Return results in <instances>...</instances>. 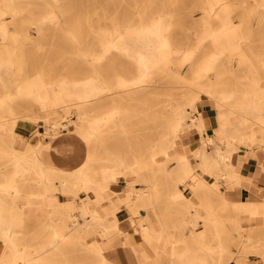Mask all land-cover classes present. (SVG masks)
Returning a JSON list of instances; mask_svg holds the SVG:
<instances>
[{
	"label": "bare ground",
	"instance_id": "bare-ground-1",
	"mask_svg": "<svg viewBox=\"0 0 264 264\" xmlns=\"http://www.w3.org/2000/svg\"><path fill=\"white\" fill-rule=\"evenodd\" d=\"M60 1L0 0V83L4 88L3 91L0 89V96L4 93L8 100H5V103L4 100H0V148L9 150L11 148L13 151L11 160L14 166L12 170H9L10 166L7 163L0 165V241L17 249V240L10 233L6 214L8 210L10 212L12 209L21 208L17 206V199L22 193V187L16 179L21 180L20 175L26 176L30 169L36 172V183L40 185L39 188H32L26 192L30 196H42L46 190L50 189L55 184L57 175L54 174L58 170L62 172V183L66 184V180L74 179V187L68 190L76 193L84 191L90 196V200L97 202L108 199L106 192L114 191L110 189L109 172L123 173L126 176L127 185L125 195L120 199L136 202L134 196H137L138 205L145 207V210L138 208V212L146 220L139 226V229L144 236L148 264H163L162 250L158 248L159 239H162L161 245L167 244L170 264L183 262L208 264L207 258L200 251L195 253L187 245L183 249L179 248L178 241H185L189 234L186 232L185 239L182 240L178 232L186 225L196 226L197 222L203 218L205 226L201 230H196V234L205 236L211 231V225L215 228L216 224L219 226L223 223L221 216L217 218L215 213L216 205L213 198L215 194L222 201L223 207L248 209L251 215L257 217L258 225L264 226V192L259 196L251 193L249 197L242 200L234 199L231 191L217 192L215 186L216 182L221 181L220 179L231 183L235 188L241 185V173L231 159L237 145L251 151L259 145L264 146V54L252 49L249 45V35L240 25H233L229 0H204L205 5L202 7V12L208 15L216 14L219 25L215 26L209 19H206L192 45H184L174 40L170 14L166 10H160L149 16L147 20L142 19L138 23L130 20L122 22L117 13L106 14V21L94 30L98 39L96 47L90 45L88 38H82L81 34L84 31L80 23L65 20L64 10L59 5ZM254 2L258 8H264V0H254ZM25 3L33 4L34 7L41 3L43 7L48 8V11L40 17L32 12L24 14V10L32 8L24 5ZM6 12H11L13 17H19L20 26H27L35 20L40 27L45 26L44 22L47 21L55 26H61L74 44L87 52L85 54L88 68L85 80H83L86 86L84 93L69 88L68 82L71 78L47 77L41 66L35 67L33 71L26 68V59L20 54L25 53L20 46V35L3 33V31H8L5 21ZM139 13L141 16L144 14L143 11ZM258 15L264 18L262 10ZM91 27L89 24L87 34L91 33ZM207 38L212 40L214 49L204 54L201 60L195 61L196 53ZM113 51L122 52L135 62L133 68L124 67V70L115 71L110 75L114 77V80L108 75V71L97 63ZM184 63L190 66V77L183 73L181 65ZM12 64L17 65L14 70L9 69ZM3 66L8 68V83L1 72ZM164 73L168 75L170 73L172 76L186 80L192 86L177 97H173L171 91H166L161 102L155 101L140 110L136 109L139 115L149 113V111L153 113L156 110H159V113H165L164 107L169 106L168 113L163 115V118L167 119L163 132L157 139H152L147 145L145 144L147 147L145 154L137 153L134 141L128 140L126 143L138 169L131 165L126 158L128 155L122 149L117 152L118 154L111 155L110 153L114 163L109 171L106 165L101 167V175L95 169L90 170L88 164L98 157L97 152L108 148L103 137V126L112 120H118L120 130L128 134V127L123 116L131 111L132 103L130 106L121 108L118 104L119 100L121 98L138 99L147 93L146 88H149L150 81L157 82V75ZM239 83H245L247 87L240 90L236 86ZM203 93L214 100L218 109L217 126L214 129L203 113L199 117L198 115L193 117L191 113L195 108L196 100ZM103 94H108L113 103L105 114L96 112V107L93 105L87 106L91 101H101ZM27 96L34 98L33 106L17 105L18 98ZM159 103H162L160 109L157 108ZM59 107H62V114L58 110ZM68 112L74 113L72 117H74L76 139L61 141L57 144L44 143L42 137L50 128H60L67 132V124L63 122ZM190 115L191 120L187 118ZM24 119L33 121L34 132L28 141L20 142L21 136L16 138L14 134V125L17 121ZM185 126L194 129L200 136L199 147L191 156L185 152L176 151L179 132ZM211 129L218 131L220 135L215 136ZM134 131L139 133L140 129L134 128ZM23 143L25 147H22ZM209 144L213 148L211 151L207 149ZM171 148H174L173 152H170ZM45 151L56 155H58L57 151L70 152L74 157V166L69 167L57 163L51 159L52 155H48ZM159 152L175 159L174 168L163 167L162 161L167 158L158 160L157 153ZM194 157L200 159L205 174L195 172L196 169L191 163ZM123 163L127 164L128 170L120 168ZM155 164L158 167L157 170H161L163 176L168 177L173 183L165 193L169 195L170 201L181 206L180 215L172 221L173 230L169 229L163 217V211L157 204V196L163 191L152 181L150 172L142 169L143 167L152 168ZM262 169L264 170V165ZM131 172L139 174V177L146 183L145 187L138 186L137 179L130 176ZM206 174H214L215 178L210 180ZM185 179H190L189 186L183 184ZM131 186L136 188L135 195L131 192ZM187 188L192 194L200 197L204 213L194 209L196 202L186 195ZM50 202L53 205L51 209L54 211L58 209V214H60L57 218L51 219L56 226L72 227L75 233L85 231L89 227L96 228L109 237H112L109 234L110 231L119 230L117 211L120 207L118 202H110L105 207V215L90 209L85 202L82 203L80 200L79 202L73 200L61 203ZM77 207L84 217L83 222L71 218L72 211ZM186 211L192 213L189 219L181 217V215L185 217ZM240 220L237 217L234 219L237 227L241 225ZM150 222L152 225L148 224ZM241 229L243 228L240 226L239 239L242 243L250 241L255 235L252 229ZM166 231H169V234H165ZM57 236L52 244L58 241ZM213 237L217 240V257L211 264H229L230 261H233V264H249L251 256L247 250L257 245L242 244L236 248H227L224 245L225 238L219 229ZM92 244L97 251L102 248V245L94 240ZM262 253L264 256V250ZM14 257L17 259L19 254L16 252ZM0 264H2L1 255Z\"/></svg>",
	"mask_w": 264,
	"mask_h": 264
},
{
	"label": "rangeland",
	"instance_id": "rangeland-1",
	"mask_svg": "<svg viewBox=\"0 0 264 264\" xmlns=\"http://www.w3.org/2000/svg\"><path fill=\"white\" fill-rule=\"evenodd\" d=\"M229 3L231 4V16L234 20L233 25H240L243 28L244 32L249 35V45H251L252 49L257 53L264 54V18H261L258 15L259 11L261 10L264 14V8H258L254 0H229ZM24 5L32 7L30 10H24V14L32 12L36 16L40 17L44 16L48 11V8L43 7V4L41 3H39L38 5L35 4V7L33 4L25 3ZM59 5H61L62 9L64 10L66 21L80 23V27L84 31L81 36L83 39L88 38L89 42L92 43H90V45H93L92 47H96L98 44V39L94 33V30L102 26V23L106 21V14L110 13H117L118 18L122 22L130 20L131 22L138 23L142 19L147 20L149 16L156 13L157 11L166 10L170 14V18L172 21V37L176 42L183 43L184 45H192L194 43L206 19H209L211 24L215 26L219 25V19L216 14L208 15L202 12V7H204L205 5L204 0H61L59 2ZM142 11L144 12L143 16H141L139 13ZM5 16L8 31H3V33L20 35V46L22 47L21 49L25 51V53L20 54H22L26 59L25 65L27 69L33 71L35 67L41 66L44 69L47 77L55 78L59 76H65L71 78V80L68 82L69 88L77 92H85L86 86L83 80H85L84 78L86 77V70L88 68L87 55L85 54L87 52H85L83 49H79L70 39L68 34L64 31V29L61 28V26H55L54 24H50L47 21L44 22L45 26L40 27L37 20L30 22V24L27 26H20L19 22L21 19L19 17H13L11 12H6ZM43 19L44 18H42V20ZM89 24H91L92 26L91 33L87 34L86 30H88ZM213 49L214 44L212 40L210 38L205 39L202 42L201 48L196 53L194 60H201L204 54L210 53ZM97 63L103 69L108 71L109 76L114 74L115 71H122V69L124 70V67L130 69L135 66V62L131 57L119 51L108 53L107 56L103 57ZM16 66V64H12L11 68L9 69L14 70ZM181 68L183 69V73L190 77V66L184 63L181 65ZM7 69L8 68L6 66H3L1 72L4 74L5 81L8 83L9 76L7 77V75H9V73ZM110 77L112 78V80H114V77ZM157 79L158 81L155 83L154 81H150L149 88H146L147 93H144L138 99L130 100V98H121V100H119L118 104L121 108L130 106V104L132 103L130 107L131 111L127 115L123 116L125 124L128 127V134H125L120 130L121 127L118 125V120H112L107 123L106 126H103V137L106 140L105 142L108 148L101 149L97 152L98 157L92 163L88 164V168L90 170L95 169L97 173L101 175V167L106 165V168L109 171L114 163V160L110 156L116 154L122 149L128 155L126 156L127 160L130 161L131 165H133L134 168L138 169L137 163L133 161L129 153L130 148L126 145V143L128 140L134 141V143H136V146L134 148L137 150V153L145 154L147 149V147H145V144L147 145L150 140L157 139L162 134L164 130L163 128L165 127L167 121V119L163 118V115H166L168 113L169 106L167 105L164 107L163 111L165 113H159V110H156V112L153 113L149 111V113L139 115L136 113V109L140 110L141 108H144L155 101L161 102L165 97L166 91H171L172 96L177 97L181 96V94H183L186 90H189L192 86L190 82H186V80H182L179 77L172 76L170 73L169 75L166 73H164L163 75H157ZM236 86L240 90H243L245 89V87H247L245 83H239ZM0 89L1 91H3L4 89L1 83ZM15 93L16 92H14V94ZM0 100H4V103L6 102L5 100H7V98L5 97L4 93L1 94ZM17 103V105L26 104L27 106H33L34 98L31 96L20 97L17 99ZM112 104L113 103L111 101V97L108 94H103L101 101H91L87 104V106L93 105L94 107H96V112L105 114L109 110V108L112 107ZM161 104L162 103H159L157 105V108L160 109ZM194 107L195 108L193 109V111H191V113L194 115L193 117L197 115L199 117L200 115H202L201 113L205 114V110L208 107H214L216 111L218 110L214 100L211 99L210 96H208L206 93H203L199 96L194 104ZM58 110L60 111V114H62V107H59ZM73 115L74 113L68 112L65 121L63 122L64 124H67V132L61 130L60 128H50L48 129V132L45 133V135L42 137V141L44 143L57 144L61 141L75 140V124L73 121L74 117H72ZM187 118L191 120V115ZM20 126L27 127L30 130L34 131L33 121L28 119H24L20 122L17 121L14 125V134L16 138H20V135L16 131V127ZM133 127L140 129V132L135 133ZM211 132L212 134L215 133L217 136L220 135L218 131L212 130ZM196 134L197 132L188 126L182 128L179 132V138L176 141V151L181 152V150H183L186 154L190 156L193 155L200 144V136L199 134ZM186 136L187 138L185 139L184 137ZM29 139L30 137H27L24 142L28 141ZM239 148H242V146L237 145L234 148V152ZM207 149L211 151L213 149L212 145H207ZM256 149H262L264 151V146L259 145L256 147ZM173 151L174 148H171L170 152ZM12 152L13 151H11V148L10 150L0 148V165L3 163H7L8 166H10L9 170H12L14 168L13 162L11 160L13 159ZM47 152L49 153V151ZM234 152L231 156L232 160L234 158ZM110 153L112 154L110 155ZM57 154L62 158L61 164L69 167L74 166V157L70 152L57 151ZM157 159H163V167L174 168L176 164L174 158L167 157L160 152L157 153ZM191 163L194 165L196 169L194 170L196 173L205 174V170L200 164V159L198 157L192 158ZM126 165L127 164L123 163L120 165V168L128 170L129 168H127ZM142 169L146 172H150L152 181L160 188L161 191H163V193L160 192L157 196V204L160 210L163 211V217L168 223L169 229H172V221L180 215L179 211L181 209V206L170 201L169 195L165 193L166 191H168L169 187L173 185V183L168 177L163 176V172L161 170H157L158 167L156 164L152 168L143 167ZM154 171L155 173H153ZM54 175H57L55 177V184L51 186L50 189L46 190L42 196L38 197L30 196L26 193L32 188L40 187V185L36 183V172L34 170L30 169L26 176L20 175V177H22L21 180H17L18 178L16 179V182L20 184L19 186L22 187V193L18 195L17 199V206L21 208L18 210L12 209L10 210V212L8 210L6 218L8 220L9 229H11L18 225L20 216L25 217L23 225L19 228L21 232L18 233L17 242L18 246L22 249L28 251L40 250L44 245H46L47 240L52 236V234H54L50 219L57 218L58 216H60V214L50 210L46 211L44 214L42 212L43 216H37L38 213L36 215L32 212H29L31 209H36V207L38 206L51 205L52 203L50 201L45 200L49 199L50 195H56V198L61 201L74 200L75 202H79L80 200L82 203L85 202L87 205H91L92 208H94L95 204H101V202H97L96 200H90V196L88 194H85L84 191H78L76 193L75 191L68 190L69 188L74 187V179L66 180V184H64L61 181V171L56 170ZM109 176L111 185L110 189H113L114 191L110 193L106 192V195L109 197H107L108 199L105 200H110V196H116L117 198L119 195H125V187L127 185L126 176L120 172H109ZM130 176L137 179L136 183L138 184V186L145 187L146 183L139 177L138 173L131 172ZM206 176L210 180L215 178L214 174H206ZM220 180V182H216L215 184L217 192H233V189H235V187H233L231 183L222 179ZM248 180L250 181L251 179L248 178ZM189 181L190 179H185V183L183 184L185 186H189ZM135 186H131V192H133L132 194H134V190L136 191ZM242 191V188L240 189V191H234V199L243 200L244 196L246 195L244 193L241 195L240 193H242ZM186 195L196 202L194 209L196 211L198 210L200 213H204V207L200 203V197L192 194V192L188 190V188L186 190ZM213 198L215 199L214 201L216 205V216L217 218L221 216L223 223L221 225L219 224V226L216 224L215 228L213 225H211V231L208 232V235L205 236H197L196 234V230H201L205 226L203 218L200 219L199 222H197L196 226H184V228H182L178 232L180 238H182V240L185 239L186 232L189 234V237L185 241H178L179 248L183 249L185 245H187L195 253L196 251H200V253H202V255L207 258L208 264H211L217 257V240L213 236L217 234V230L219 229L222 236L225 238L224 245L227 248H236L237 246H240L242 244L250 246L257 245L255 247L258 248L250 247L247 250L251 256L249 264H264V256L262 255V251L264 250V226L258 225L256 219L257 217L251 215L248 209H236L233 206L223 207L222 201L218 198L217 194H215ZM22 199H26V201H21ZM134 199L136 200V202L125 200H121L118 202L120 206L124 205L130 211V222L134 227V232H136L131 244L132 249V245L134 243H136L138 240H142V234L137 228H140L138 226H141V224L146 221L138 212V208H143L145 210L144 205H138L139 199L137 198V196H134ZM132 205L134 207H132ZM103 211L104 214H106L105 208L103 209ZM71 214V218L83 220V216L81 215L78 207L74 208ZM249 215L253 216L252 219L247 218V216ZM181 217L184 219L188 217L189 219L190 217H192V213L186 211L185 217H183L182 215ZM236 217L241 219L240 226L241 228H243L241 230L252 229L254 231L255 235L250 241H245L244 243L240 241V226L237 227L234 221ZM148 224L152 225V222ZM86 231V234H83L82 232L75 233V231L71 230L70 232H74L72 233L73 235L60 242L54 249L53 253H48V257L43 256V261H49L52 259L53 261L60 262L62 264H102V256L104 257V255L102 254L103 250L101 252L97 251L92 243H90V245L84 243V238L86 239L88 236H92L93 238H95V236H99L100 238H108V236L101 234L100 232L98 233V230L96 228L89 227ZM115 231L116 234H120L119 230ZM115 233L111 234L113 235ZM165 234H169V231H166ZM161 240L162 239H159L160 243L158 247L162 250L161 259L164 264H170L168 253L169 249L166 243L165 246H163V244L161 245ZM207 244H209V246L211 247L207 246ZM106 245L107 244L102 246V248H105ZM2 247L3 244L2 241H0V250L2 249ZM6 249H9V247H6ZM134 256L135 262L137 264V257L135 252ZM43 261L42 264H44ZM104 261V264H109L105 258ZM181 264L187 263L183 262ZM229 264H233V261H230Z\"/></svg>",
	"mask_w": 264,
	"mask_h": 264
},
{
	"label": "crops",
	"instance_id": "crops-1",
	"mask_svg": "<svg viewBox=\"0 0 264 264\" xmlns=\"http://www.w3.org/2000/svg\"><path fill=\"white\" fill-rule=\"evenodd\" d=\"M205 111L206 112L203 115L208 118L212 129H214L217 126V111L214 107H208L206 108ZM16 131L21 136V138L19 139L20 142H24L27 137H31V135L34 132L24 126L16 127ZM215 136L217 135L215 134ZM184 138L186 139L187 136ZM23 145L24 143L22 144V147H25ZM181 152H184V151L181 150ZM45 153H47L48 155L51 154L52 155L51 159L55 160L57 163H62V158L59 157V155H56L55 153H48L47 151H45ZM233 162L236 166V169L241 173V185L233 189V193L234 191L235 192L240 191V189L242 188L243 191L240 194L242 195L244 193L246 195L244 196L243 199H246L247 197H249L251 193L254 194V196L261 195L262 192H264V170L262 169V165H264V151L262 149H255L254 151H251L244 147L239 148L238 150L234 152ZM248 178H250L251 180L249 181ZM23 196H26V195H23ZM123 196L124 194H122L121 196L119 195L117 198L116 196H112V197L110 196L109 198L110 200H104L101 202V204H95L94 208H92L91 205H88V206L90 207V209L97 210L100 212V214L105 215L103 209L107 205H109L110 202H119L121 200L120 198ZM23 200L26 201V199H22L21 201ZM47 200L55 202V203L69 201V200L61 201L56 198V195H50L49 199ZM52 207L53 205H48V206L42 205V206L36 207V209H31L29 212H32L36 215L38 213L37 216H40V215L43 216V214L46 211H50V210L55 213H59L58 209L57 211H54V209H51ZM119 207L120 208L117 211V216L119 218L118 224H119L120 234L119 233L116 234L115 233L116 231L114 230V232L110 231L109 234L110 235H112L111 233H115V234H113L112 237L108 236V238L107 237L100 238L99 236L97 237L95 236V238H93L92 236H88L86 239L84 238V243H87L88 245H90V243H92V240H94L100 243L102 246H104L105 244L107 245L109 244L110 246L106 245L105 248H100V250H98L100 252L103 250L102 254L104 255V257L102 256V260L104 261V258H105L109 264H136L134 252L137 257V264H148L147 256L145 253L146 247L143 243L144 242L143 234L141 233L140 229L136 227L142 234L141 236L142 240H138L136 243H134L132 245L133 246V249H132L131 244H132V240L134 239V235L136 234V232H134V227L132 226L130 222V211L124 205H121V206L119 205ZM252 217L253 216H250V215L247 216V218L249 219L250 218L252 219ZM24 221H25V217L20 216L18 225L10 229V233L17 240V242H18V233L21 232L19 228L20 226L23 225ZM79 221L83 222L84 217H83V220L80 219ZM51 225H52L54 234H52V236L47 240L46 245H44L43 248L40 250L28 251V250H25L19 247L18 243H17V249H16L12 247L11 245H8L4 241H2L3 247L0 250V255L2 256V264H16L17 261H18L17 264H42L43 258L49 256L48 253H53L54 249L60 242L64 241L67 237L72 236L73 235L72 233H74V232H70L71 230H73L72 227H59V226L54 225L52 222H51ZM85 231H79L78 233L82 232L83 234H86ZM100 233L102 234V232ZM56 236L58 237V241L52 244V242L55 239H57L55 238ZM110 243H113V244H110ZM4 245H5V248H4ZM6 247H9V249H6ZM16 252L17 254H19V257L17 259L16 257H14V254H16ZM43 262L44 264H62L60 262L53 261L52 259L49 261L47 260Z\"/></svg>",
	"mask_w": 264,
	"mask_h": 264
}]
</instances>
